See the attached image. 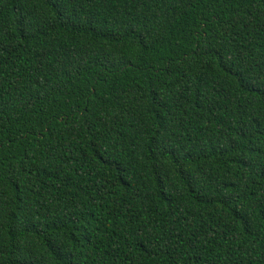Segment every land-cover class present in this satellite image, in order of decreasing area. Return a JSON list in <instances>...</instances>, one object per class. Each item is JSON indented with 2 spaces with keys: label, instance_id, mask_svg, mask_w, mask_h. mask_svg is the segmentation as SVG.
Returning <instances> with one entry per match:
<instances>
[{
  "label": "trees",
  "instance_id": "obj_1",
  "mask_svg": "<svg viewBox=\"0 0 264 264\" xmlns=\"http://www.w3.org/2000/svg\"><path fill=\"white\" fill-rule=\"evenodd\" d=\"M0 264H264V0H0Z\"/></svg>",
  "mask_w": 264,
  "mask_h": 264
}]
</instances>
